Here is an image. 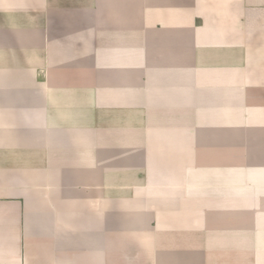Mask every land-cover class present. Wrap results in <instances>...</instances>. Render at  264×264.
I'll return each instance as SVG.
<instances>
[{"label":"crops","instance_id":"0c3cea01","mask_svg":"<svg viewBox=\"0 0 264 264\" xmlns=\"http://www.w3.org/2000/svg\"><path fill=\"white\" fill-rule=\"evenodd\" d=\"M0 264H264V0H0Z\"/></svg>","mask_w":264,"mask_h":264},{"label":"bare ground","instance_id":"6f19581e","mask_svg":"<svg viewBox=\"0 0 264 264\" xmlns=\"http://www.w3.org/2000/svg\"><path fill=\"white\" fill-rule=\"evenodd\" d=\"M239 191V190H238Z\"/></svg>","mask_w":264,"mask_h":264}]
</instances>
